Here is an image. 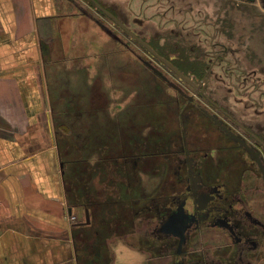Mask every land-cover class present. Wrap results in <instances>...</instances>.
I'll return each mask as SVG.
<instances>
[{
    "label": "flooded vegetation",
    "instance_id": "1",
    "mask_svg": "<svg viewBox=\"0 0 264 264\" xmlns=\"http://www.w3.org/2000/svg\"><path fill=\"white\" fill-rule=\"evenodd\" d=\"M95 1L119 21L101 13L88 0L113 27L130 39L135 40L123 27L140 38L129 29L127 19L117 15L120 12L116 13L109 4ZM262 1L224 0L236 6L234 15L252 21V28L248 29H254L252 38H259L260 42H264ZM110 31L116 35L114 30ZM177 43V53L172 58L155 52L176 72L154 56L147 61L135 55L145 73L150 72L175 93L174 104L167 109L174 118L168 124L167 120L164 122L168 132L157 138L150 137L151 132L135 134L137 150L118 152L115 157L119 160L103 157L102 142L95 144L96 170L107 169L115 161L114 171L128 179V183L124 188L121 181L113 180L119 200L110 203L119 206L115 209L112 205L106 215L100 214L103 217L91 218L88 208H84L83 232L78 240L85 252V263L115 264L110 243L118 241L132 253L131 261L121 264H264L262 56L256 58L255 54L248 53L253 58L242 59L251 66L247 72L244 65L227 57L232 53L230 49L218 43L216 53L203 66L198 59H190L183 53L181 39ZM214 63H221L224 71H219ZM97 96L95 120L99 117L97 114L106 111L105 103L100 105L102 96ZM137 106L142 110L143 104L137 103ZM106 124H110L111 131H123L118 129L117 122ZM152 143L158 144L160 151L148 153ZM139 172L157 182L148 194L136 198L138 188L131 177H137ZM111 180H107L109 185ZM97 193L100 192L94 194ZM108 195L102 201L105 205H110L106 200ZM92 240L93 249L90 248Z\"/></svg>",
    "mask_w": 264,
    "mask_h": 264
},
{
    "label": "crops",
    "instance_id": "2",
    "mask_svg": "<svg viewBox=\"0 0 264 264\" xmlns=\"http://www.w3.org/2000/svg\"><path fill=\"white\" fill-rule=\"evenodd\" d=\"M80 2L0 0V264H88L78 238L83 232L84 208L91 218L93 211L83 201L79 178L68 181L69 173L75 170L78 175L68 159L71 151L77 154V161L89 159L83 153L93 155L95 144L102 140L78 128L84 114L78 115L83 110L77 102L70 103L69 96L64 104L52 98L49 78L62 70L53 64L63 58L44 53L55 45L59 51L67 47L68 52L84 54L90 40L112 54L123 43ZM55 30L56 34L61 30L59 37ZM258 51L264 60V43ZM100 55L93 63L102 67L110 59ZM74 63L76 72L87 73L84 66ZM114 69L107 65L102 78L115 80ZM118 77L121 81L122 72ZM109 90L98 91L112 99ZM92 176L102 188L104 174L95 168ZM106 179L114 180L110 175ZM94 217L103 216L99 212ZM91 243L93 249L95 242ZM115 251L110 248L114 255Z\"/></svg>",
    "mask_w": 264,
    "mask_h": 264
},
{
    "label": "rangeland",
    "instance_id": "3",
    "mask_svg": "<svg viewBox=\"0 0 264 264\" xmlns=\"http://www.w3.org/2000/svg\"><path fill=\"white\" fill-rule=\"evenodd\" d=\"M83 1L80 2L79 0L80 4L82 3L104 25L114 30V33L126 47L119 43L117 44L118 50L116 53L108 54V52L104 53L105 50L97 48L93 41L87 40V43L91 44H89L86 52L82 54L72 50L68 52L69 48L67 47H65V50L59 51L60 48H55V45H53L44 54L54 53L63 58L62 62L53 64L62 70L54 73L49 78L48 86L53 94L52 98L55 96V102L62 101L61 103L64 104L63 99L68 96L70 103L77 102L78 108L82 109L84 113L83 121L81 120L78 128L86 134L99 135L102 140L101 155L116 159L117 157L115 156L118 152L125 149L130 151L137 150V148H134L138 139V137L134 136L135 134L147 135L151 132L150 137L157 138L168 132L169 129L167 130L164 127V122L167 120L168 124L174 118L168 110L170 109V104H174L175 98L173 95L175 93L160 79L154 78L150 72L145 73L144 69L136 63L135 55L141 56L147 61L152 58V55L137 41L126 37L120 29L113 27L112 22L103 14L101 15L87 0ZM113 1L120 3H111L110 6L115 8L116 13L120 12L117 15L121 16L125 21L127 19L129 29L140 35V38L155 52L167 58H172L176 55L175 45L178 44L177 40L181 39L183 41V53L190 59H198L197 61L204 66L207 65L205 62L210 61V58L216 53L218 47L215 46H219L217 45L219 43L224 44L232 52L227 57L231 58V60L234 59L232 61L238 62V65L242 67L244 65L247 68V72H250L251 66L244 64L242 59L251 60L253 57L252 55H247L248 53L255 54L257 58L260 55L258 49L264 43L263 41L260 42L259 38L258 40L256 37L252 38L255 31L253 32L254 29H248L252 28V21H248L243 16L234 15L233 12L236 11L233 8L236 6L233 3H225L224 0H112L111 2ZM262 3L264 4V0ZM147 4H150L149 8H146ZM259 28L257 27V29ZM55 35L59 37L61 30L57 34L55 30ZM59 42L64 44L61 37ZM129 49H132V51ZM51 51L53 52L49 53ZM100 52H102V55H100ZM99 55L107 60L110 59L107 63L103 62L102 67H99L97 63H93L96 58H99ZM51 58L53 59V57ZM75 60L77 61V66L82 65L85 67L86 74L74 70L76 67ZM260 60L262 65H264V60ZM214 64L219 67V71H224L221 63ZM107 65L117 69L113 71V74L117 73L115 80L102 78V71H105ZM250 65H253V63L251 62ZM119 72L123 74L121 81H118ZM124 78L125 80L128 79L126 83H124ZM99 89L105 92L106 89H110L109 92L112 97V99L110 97L105 99L106 94H104L105 97L101 95L100 105L105 103L104 108L106 109L105 113L97 114L99 117L96 118L101 121L94 119L96 116L94 110L97 109L94 103L99 104V97L97 96V94H100ZM137 103L143 104L141 106L142 110L139 109L140 107L137 106ZM114 117L115 119H113ZM115 120L118 129L123 131H109V125L106 123H113ZM146 124L148 127L144 128L143 125ZM110 137L112 142H108ZM115 140L116 142H114ZM166 149L167 147L164 150ZM147 150L148 153L158 152L160 147L158 144L152 143ZM88 153V151L85 154L83 153V156L89 158L88 163L91 165L93 161L97 160V157L94 156H98V154L97 151L90 156L87 155ZM76 155V153L71 151L68 161H76ZM97 164L98 162H96ZM114 166L117 167L115 161L107 169L100 170V173L104 174L105 181L101 185L103 189L99 190L98 192L100 193L97 194H94L96 189H99L96 182L97 177L94 178L92 176L93 171L88 169V164L85 167L83 166V168H79L78 172L82 169L79 176L76 175L75 170L73 174H68V181H71L72 178L76 180L80 177L79 188L84 189L85 202L91 205L89 206L93 211V216H96L99 211L104 216L112 208V205L115 209L117 208L116 206H119L110 203L119 200L116 198L117 184L115 181H111L109 185L106 176L110 175L114 180L121 181L124 188L126 183H128V179L117 174L114 171ZM131 179L134 180L135 187L138 188L135 193L136 198L148 194L155 186V182H157L150 175L132 176ZM131 179L129 180L130 182H132ZM82 182L85 185H82ZM90 187L92 191L89 190ZM107 194L109 195L106 200H109L110 205L102 204L103 198ZM110 244V248L112 247L116 250L115 264L131 261L132 253L121 242L111 241Z\"/></svg>",
    "mask_w": 264,
    "mask_h": 264
},
{
    "label": "water",
    "instance_id": "4",
    "mask_svg": "<svg viewBox=\"0 0 264 264\" xmlns=\"http://www.w3.org/2000/svg\"><path fill=\"white\" fill-rule=\"evenodd\" d=\"M94 6L101 12L103 13L104 15L108 16L109 18H111L112 20H114L115 22H118L119 21L114 17L112 16L109 12H107L97 1L95 0H90ZM103 27V26H102ZM124 30L132 37L134 38L139 44H141L152 56H154L155 58H158L160 59L163 63H165L166 65H168L173 71H175V69L168 63L166 62L165 60H163L162 58H160L156 53L155 51L146 43L144 42L142 39L138 38L135 34H133L132 32L128 31L125 27H123ZM176 72V71H175ZM86 214H88L86 212ZM86 221L88 222V215L86 216Z\"/></svg>",
    "mask_w": 264,
    "mask_h": 264
},
{
    "label": "trees",
    "instance_id": "5",
    "mask_svg": "<svg viewBox=\"0 0 264 264\" xmlns=\"http://www.w3.org/2000/svg\"><path fill=\"white\" fill-rule=\"evenodd\" d=\"M117 160H119L118 158H117ZM89 162V160L88 159H86V160H84V161H74V162H72L73 163V165H75L76 167H77V169L79 170V168H83V166L85 167V166H87V164L89 165V167H88V169L89 170H92V171H94V169H95V166H96V162H97V160H95V162L93 161V164L91 163V165L88 163ZM82 169H80V171H81ZM80 171L78 172V176H79V174H80ZM79 178V180H80V177H78ZM90 183V182H89ZM83 185H85V184H83ZM81 189L82 188H79V191L81 192Z\"/></svg>",
    "mask_w": 264,
    "mask_h": 264
}]
</instances>
